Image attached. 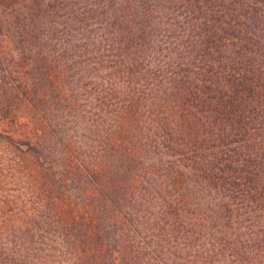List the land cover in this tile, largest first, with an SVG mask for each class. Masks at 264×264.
Segmentation results:
<instances>
[{
  "label": "trees",
  "instance_id": "trees-1",
  "mask_svg": "<svg viewBox=\"0 0 264 264\" xmlns=\"http://www.w3.org/2000/svg\"><path fill=\"white\" fill-rule=\"evenodd\" d=\"M36 65L54 86L91 71L105 149L48 146ZM154 199L149 218L128 209ZM174 250L172 264H264V0H0V264H169Z\"/></svg>",
  "mask_w": 264,
  "mask_h": 264
},
{
  "label": "rangeland",
  "instance_id": "rangeland-1",
  "mask_svg": "<svg viewBox=\"0 0 264 264\" xmlns=\"http://www.w3.org/2000/svg\"><path fill=\"white\" fill-rule=\"evenodd\" d=\"M29 69V77L31 79H34L33 81H35L36 83L35 90L37 91L38 95H42V93H45L47 95L45 101L42 100L43 103H41L40 105V115L42 114L44 117H46L47 120L45 118L44 121L48 122L49 125H52L50 126V135L53 142H47L48 146L53 147V145L55 144L54 142H56L57 136V138L59 137V139L65 140L63 143H60L61 145L59 144L61 149H63V146L65 145V150L71 149L72 152L79 157L88 156V158H91V155H93L92 153L97 152V150H93V147L98 149V151H101L102 149L100 148V145H102L105 149L107 146V135L105 128L101 136H104L106 140L104 138L97 140L95 136V123L92 115L93 113L91 112L92 109L87 103L89 99L88 92L90 89L86 88V84L89 85L91 81H94V79H92L91 77H87L88 73L91 74V71L87 69V73L78 75V78L70 73H67L66 75L64 74L63 76H61L62 80L59 83V86H54V84H56L54 81L49 82V80L41 76V73H43V71L40 70L43 69L42 66L36 65L33 68L32 66H30ZM80 77H83L82 81L80 80ZM56 88H58L59 90H54ZM35 90H33V92H35ZM19 127H17L16 129H19ZM16 129H13L12 131L14 132L16 131ZM20 178L22 179V182L20 184L21 186L19 187V189L14 190L15 192H19L20 194H22L21 198L23 199L19 201L20 204H18V211L24 210L28 212L31 211L34 207V204L30 200H32L35 196L29 192V188L30 186H32V176H29V173H23L22 175H20ZM17 186H15V188ZM140 188V195H145V198L148 199L149 197L146 195V192L148 193L147 189L150 188L149 184L143 183ZM15 192L12 195L17 196L18 194H15ZM140 195L137 197V202L139 201ZM36 196H40L39 190ZM158 201L159 200L157 199H154L152 201H141L140 203L134 205H128V209H133L134 206L136 212L137 210L143 209V213L140 214V217L146 216V218H149V214L152 213L155 215V213H157L159 205V203H157ZM141 203L146 206L141 207ZM207 203L208 201L203 205H206ZM122 205L127 204L123 203ZM135 218L137 217H134V219ZM155 219L153 216V221L151 223L148 221V224L142 221L144 219H139V225L134 226V228L143 236L150 235L151 230L149 228L151 226L153 228V223L156 222ZM157 220L160 225L161 222L159 221V219ZM156 231H159V226ZM156 240L158 242V239H155V242H153V244H156ZM147 241L148 243H151V239L147 238ZM166 250L167 248L165 249V251ZM165 253L166 256H169L171 258L169 264L180 263V260L176 259V257L174 256V254H178L176 250H174L172 254L167 252ZM183 254L184 253L179 252V255ZM157 255L163 256L164 253L157 252Z\"/></svg>",
  "mask_w": 264,
  "mask_h": 264
}]
</instances>
